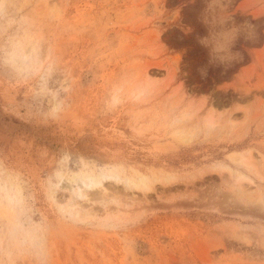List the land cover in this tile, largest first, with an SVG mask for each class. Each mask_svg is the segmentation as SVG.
I'll list each match as a JSON object with an SVG mask.
<instances>
[{
	"label": "rangeland",
	"instance_id": "obj_1",
	"mask_svg": "<svg viewBox=\"0 0 264 264\" xmlns=\"http://www.w3.org/2000/svg\"><path fill=\"white\" fill-rule=\"evenodd\" d=\"M0 264H264V0H0Z\"/></svg>",
	"mask_w": 264,
	"mask_h": 264
},
{
	"label": "bare ground",
	"instance_id": "obj_2",
	"mask_svg": "<svg viewBox=\"0 0 264 264\" xmlns=\"http://www.w3.org/2000/svg\"><path fill=\"white\" fill-rule=\"evenodd\" d=\"M105 178H107V177H105V176H102V177H87L86 180L83 181V184L88 189H90V188H101L102 189L101 183H102V180H104ZM146 181H147V178L143 177V178H141L139 180V182L137 184L134 185V187L135 188H139V189H147L148 185L146 184Z\"/></svg>",
	"mask_w": 264,
	"mask_h": 264
}]
</instances>
